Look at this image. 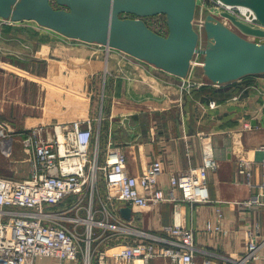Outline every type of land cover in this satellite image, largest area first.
Listing matches in <instances>:
<instances>
[{
  "label": "crops",
  "instance_id": "obj_1",
  "mask_svg": "<svg viewBox=\"0 0 264 264\" xmlns=\"http://www.w3.org/2000/svg\"><path fill=\"white\" fill-rule=\"evenodd\" d=\"M0 47L8 52L0 58V120L15 131L12 154L16 143L22 151L19 141L34 126L89 117L100 162L114 146L125 152L131 175H140L153 160L162 162L158 186L170 198L146 209L124 201L110 206L108 221L119 229L94 228L102 247L140 240L141 232L163 234V227L177 218L193 230L197 261L231 264L245 253L249 239L264 237V154L258 150L264 144V72L213 83L195 61L182 78L117 51L102 53L94 44L65 39L33 21L0 19ZM204 135L210 136L216 161L207 174L210 200L190 202L170 178L201 165ZM98 191L94 211L100 219L106 188ZM76 199L69 197L60 207ZM123 207L130 209L129 216L123 215ZM208 221L221 229L207 230ZM85 260L82 249L75 260L38 256L33 264ZM88 264H97L95 255ZM149 264L166 262L156 257Z\"/></svg>",
  "mask_w": 264,
  "mask_h": 264
},
{
  "label": "built area",
  "instance_id": "obj_2",
  "mask_svg": "<svg viewBox=\"0 0 264 264\" xmlns=\"http://www.w3.org/2000/svg\"><path fill=\"white\" fill-rule=\"evenodd\" d=\"M213 1L219 15L227 11L249 26L264 30V24L252 8ZM198 24L199 29L194 19V27L202 36L203 20ZM228 26L248 40L264 43V35L243 32L229 20ZM204 43L205 39H200L199 46L203 47ZM195 61L196 56L192 64ZM209 105L214 107L215 101ZM8 125L0 122V132L6 131L0 134V144L7 155H12L15 131L5 129ZM249 126L250 123L245 124L246 128ZM93 136L89 117L55 123L51 127L38 125L24 133L21 145L28 166L26 174L0 176V264H33L38 256L75 260L82 249L86 264L92 254L97 264H149L156 257H163L166 264H210L209 258L196 260L193 230L177 218L163 227V234L141 232L140 240L102 247L97 241L101 235L94 228L119 229L117 223L108 221L110 206L124 201L131 207L146 209L170 197L158 186V177L163 171L160 160L151 161L140 175H131L126 170V154L119 146L110 147L103 162L98 161L99 151L92 150ZM203 138L201 165L170 178V183L180 188L182 198L190 202L210 200L207 174L216 167V161L210 136ZM258 150L264 154V144ZM239 165L240 171L245 172V163ZM98 171L103 173L106 185L105 203L101 201L98 209L103 215L100 219L95 217L93 190ZM87 195L90 201L86 208ZM72 196L77 197L75 202L61 208ZM217 215L221 217L222 212ZM206 229L218 231L221 226L208 221ZM260 263L264 264V237L259 241L249 239L245 253L231 260V264Z\"/></svg>",
  "mask_w": 264,
  "mask_h": 264
},
{
  "label": "water",
  "instance_id": "obj_3",
  "mask_svg": "<svg viewBox=\"0 0 264 264\" xmlns=\"http://www.w3.org/2000/svg\"><path fill=\"white\" fill-rule=\"evenodd\" d=\"M252 8L264 24V0H222ZM56 4V5H55ZM197 0H0V18L34 20L68 38L120 49L168 73L185 78L196 54L204 75L227 83L264 72V43L241 36L223 22L246 33L264 35L234 14L222 11L203 20V35L194 27ZM164 14L168 31L152 29L147 16ZM204 38L203 47L199 46ZM130 209L121 212L129 216Z\"/></svg>",
  "mask_w": 264,
  "mask_h": 264
},
{
  "label": "rangeland",
  "instance_id": "obj_4",
  "mask_svg": "<svg viewBox=\"0 0 264 264\" xmlns=\"http://www.w3.org/2000/svg\"><path fill=\"white\" fill-rule=\"evenodd\" d=\"M208 14H214L215 16L219 17V14L217 13V8H216V5H215L214 1L213 0H197V7H196V14H195V27L196 28L199 29V24H198L199 21L204 20L205 17ZM0 19H1V21L13 22V21H10V20H7V19H3V18H0ZM144 20L155 31H157L159 33H163V34L167 33L168 28H167V24H166V16L164 14H158V15H154V16H147V17L144 18ZM22 21H33V22L37 23L34 20H21L19 22H22ZM16 22H18V21H16ZM223 22L228 25V20L226 18H223ZM42 27H44V26H42ZM62 36L65 37V39H70V40L73 39V38H68V37H66L64 35H62ZM74 40H77V41H79L81 43H89V42H84V41H81V40H78V39H74ZM91 44H94L97 48H101L102 53H111V51H117L118 53H121V54L125 55L126 57H129L131 59H135L137 61L143 62V60H140V59H138V58H136V57H134V56H132V55L120 50V49L112 48V47H109V46H106V45H102V44H98V43H91ZM2 53H8V52H7L6 49H2L0 47V58H3L4 54H2ZM201 60H202L201 55L196 54V61H198V62L195 63L194 66L198 67L199 70L201 72H203V69H202V66H201ZM144 62H146V61H144ZM195 67H193V68H195ZM204 77H206V76L204 75ZM0 122L9 124L8 125L9 127H5V129H13L11 127L12 125H10V123H8L7 121L0 120ZM2 133H6V131L4 130ZM19 142L21 144L22 139ZM16 144H18V145L14 149V152H13L12 155H7L4 152V149L1 147V144H0V176H4V177H8V176H12V175L23 176V175L26 174V172L28 170V167L26 169L25 164H27V163H25V161H24L25 154H24L23 150L21 151V147H20L19 143H16ZM94 149L97 152L99 151L98 146L96 145L95 147H93V142H92V150H94ZM98 161H99V156H98ZM103 177H104L103 173L98 171V174L95 177L94 182H93V190H94L96 199H97V194L99 192L98 189L102 190L103 188L104 189L106 188ZM87 193H90L89 189H88ZM89 201H90V199H89V197L87 195L86 201H84V204L85 205L89 204ZM96 205L97 204H95L94 206L96 207ZM84 212H85V210H83V213ZM84 214H86V212Z\"/></svg>",
  "mask_w": 264,
  "mask_h": 264
},
{
  "label": "bare ground",
  "instance_id": "obj_5",
  "mask_svg": "<svg viewBox=\"0 0 264 264\" xmlns=\"http://www.w3.org/2000/svg\"><path fill=\"white\" fill-rule=\"evenodd\" d=\"M0 134H2V132H0Z\"/></svg>",
  "mask_w": 264,
  "mask_h": 264
}]
</instances>
